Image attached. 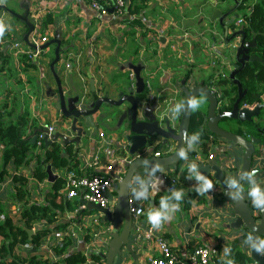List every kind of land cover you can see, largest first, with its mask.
I'll return each mask as SVG.
<instances>
[{
  "label": "crops",
  "instance_id": "obj_1",
  "mask_svg": "<svg viewBox=\"0 0 264 264\" xmlns=\"http://www.w3.org/2000/svg\"><path fill=\"white\" fill-rule=\"evenodd\" d=\"M232 7H235L233 0H128L124 14L119 16L112 6L107 14L99 13L93 10L86 0H6L5 4L0 5V19L11 26L7 30L9 36L3 41L19 42L25 50L30 49L24 40L29 28L13 14L28 16L29 21L35 26L29 39L30 44L33 39L48 38L43 46V55L31 62L24 55H13L6 45L0 44V51L3 54L0 58V65L3 64V70L0 72V110L4 111V119L12 123L21 115H28L25 137L32 136L33 140L37 136L34 144L37 148L29 153L32 159L30 164L16 168L10 163L6 168L8 174L0 183V222L5 220L7 214H15L26 205L51 207L53 204L59 205L65 211L59 212L54 217L53 224L36 222L32 230L27 229L23 222L18 224L24 227L27 233L33 232L31 236L28 233L29 239L38 229H51V234L41 247L44 252L43 260L64 264L63 258L66 255L82 252L87 257L86 264H95L94 255L100 257V254H106L112 238L113 226L95 220L101 215L95 211L89 213L84 210L80 202L81 198L69 199L66 186L72 175L86 178L96 174L107 176L109 173L104 166L123 161L127 163L131 160L119 151L120 147H125L121 145L125 144H121L115 131L118 125L117 119L111 124H99L96 135L92 129L87 130L88 136L80 145L64 146L60 141L53 143L60 147L62 156L70 162L69 168L51 167L57 177L53 183L48 177L41 181L33 175L38 167L37 156L43 155L53 145L46 148L44 138L42 146L38 145V138L41 135L45 136L41 134V130L52 127L54 131L66 133L71 139L76 137L71 131L72 121L64 118L57 109L58 79L61 81L65 97L82 98L79 107L84 108L106 95L111 99H117L124 84H127L128 91H135L136 75L132 67H141V76L147 83L146 93L152 103L158 100L165 109L164 115L169 114L172 118L174 114L172 125L178 128L181 120L180 110L186 100L183 82L190 89L195 86H206L212 91L213 88H218L220 91L229 88L219 86L218 83L223 79H230L235 58L225 45L224 31L220 22L218 20L213 22V17L217 11L226 14ZM236 14L241 16L238 9ZM230 19L231 17L224 22ZM232 29L237 30V25L230 28V32ZM55 39L61 44V60L53 70L51 66L58 45L51 43ZM6 58L8 62L3 60ZM200 100L202 105L207 106L204 97L198 99ZM257 102L244 106L253 108ZM177 105H180L178 113L174 111ZM224 107H230V103L226 101ZM234 124L236 125H231L225 119L221 127L227 131L238 129L240 130H237L238 134L244 135L245 138L255 136L264 143V131H258L260 128H253L250 125L242 130L239 128L242 123L234 122ZM203 129L210 133L207 127ZM101 134H104V137H101ZM211 135L202 143L192 142L193 149L199 146L200 154L188 151V159H184V163L179 167H173L171 173L166 174V187L162 194L169 195L167 178H176V191H182L183 196L179 202L175 200L174 203H169V205L179 203V210L172 213V219L165 222L162 228L155 230L156 236L168 241L182 260H187L194 249L206 246L219 250V256L214 258L211 264H226V261L232 257L234 247H239L250 255L249 245L237 242L244 232L227 227L235 222L236 215L230 203L224 199L223 189L215 180H211L213 188L200 194L197 191L201 187L199 181L188 171V165L192 163L218 164L225 160L221 152L229 151L232 146L229 142L220 141L216 136ZM69 146L72 150L68 149ZM175 149V143L163 147L158 140L141 155L160 153L161 157H165ZM4 150L5 144L0 141V170L3 165ZM261 150L264 151V147ZM210 154H214L213 160L208 159ZM95 158L100 160L103 168L92 166ZM262 158L261 162L254 163L253 169L264 167V157ZM73 159H76V162H72ZM126 172L127 168L124 175ZM17 178L24 181L16 180ZM61 178L66 179V184L60 196L55 199L52 197L55 193L53 184ZM152 183L153 180L142 181L140 186H133L131 190V197L138 203L140 201L145 208L144 216L140 221L134 220V225L140 222L144 226L152 227L147 219L149 210H162L156 202L153 207L150 206ZM149 188L150 196L140 200L141 196L138 194ZM212 191H214L213 197L210 196ZM246 191L248 190H240V195ZM109 194L117 197L114 189ZM170 195L174 197L173 194ZM251 198L248 194L251 207L258 213L259 208L255 207ZM75 200L78 201L77 210L68 211L66 203ZM187 203H190L189 209L185 208ZM111 207L113 210L112 205ZM259 220L260 218L257 221ZM60 224L65 227L62 230H55ZM132 241L137 258L133 259L124 250L115 264H146L150 257L159 255L154 241L137 242L134 235ZM2 245L3 239L0 237V248ZM66 246L67 252L57 253L56 248ZM225 248L230 249L228 255L224 254ZM17 249H24L28 254L36 251L32 246H19ZM10 259V256L4 259L0 257V262ZM102 261L105 264L103 259Z\"/></svg>",
  "mask_w": 264,
  "mask_h": 264
},
{
  "label": "water",
  "instance_id": "obj_2",
  "mask_svg": "<svg viewBox=\"0 0 264 264\" xmlns=\"http://www.w3.org/2000/svg\"><path fill=\"white\" fill-rule=\"evenodd\" d=\"M233 1L235 7L230 8L228 13L217 11L213 17V22L217 20L220 22V26L224 31L225 45L235 58L234 70L230 74V80L237 87L238 98L231 111L220 112L219 98L209 87L195 86L190 89L183 82V93L186 100L180 110L181 120L179 127L175 128L172 125V118L169 115L163 116L165 109L162 108L160 102L157 100L152 103L150 96L146 93L147 83L141 76V67H132L136 75L135 91H128L127 84H124L122 86L123 90L118 94L117 99H111L106 95L98 98L91 105L84 106V108L79 107L83 101L82 98L67 99L65 97L61 81L58 79L57 95L59 103L57 109L61 111L64 118L72 121L71 131L75 133L76 137L71 139L66 133L57 131L50 133L48 129L44 128L40 132L45 135V147L48 148L59 141L64 146L80 145L82 140L88 136L87 130L92 129L94 135H96L99 124H111L117 119L118 125L115 131L121 144H125L121 145L125 147H120L119 151L131 159L126 163V174L113 185L117 197L115 198L114 194L107 195L113 210L103 209L97 204L88 203L84 200L80 201L84 206V210L89 213L95 211L102 216H98L95 220L100 221L104 225L113 226L108 250L106 254H100L105 264H115L116 259L123 254L124 250L133 259L137 258L136 248L132 241L134 219L129 209L133 186H140L142 181L152 182L153 180L150 204L153 207L156 197L162 194L163 189L166 187V174L171 173L173 167H179L185 162L180 157L179 151L188 149V151L197 155L200 154L198 151L199 146L197 149L190 147L188 138L194 111L191 101H198L201 97H204L208 102L207 113L203 115L202 127H207L208 131L220 141L229 142L232 148L227 152H221L225 156L224 161H220L218 164H196L197 171L207 180H215L216 184L223 189L224 199L230 203L232 211L236 215L235 222L227 227L229 229L243 230L244 234L239 240L241 239L243 240L242 243H245L249 239L250 233L251 244L258 245L261 241H264V206L258 209L261 220L257 221L252 214L251 203L248 201L249 190L252 187L249 176L257 182L260 188L264 184L261 168L256 169L253 174L254 163L261 162L263 159V151L261 149L264 147V143L255 136L245 138L244 135L227 131L221 127V123L225 119L239 121L242 124H255L256 119L264 110V104L256 105L253 108L242 107L248 90L243 87L238 74L246 68L248 63L264 65V60L251 54V50L256 48L257 43L255 40L247 41L244 26L230 32V28L236 25V20L241 19V16L236 14L241 2L238 0ZM13 15L28 26L29 32L24 37V40L31 47L29 39L35 30V26L29 21L28 16ZM229 17H231L230 21L224 22ZM51 44L58 45L56 57L51 66L54 70L56 64L61 60V44L57 39L52 41ZM158 140L163 147H168L171 143H175V151L165 157L141 155L143 151L147 150ZM36 141L37 136L33 138L32 144H35ZM157 166H159L160 170H157ZM47 174L50 182L53 183L57 179L51 166L47 167ZM230 180H235L236 186H231ZM241 188L248 191L236 197L234 194L240 191ZM28 233L30 236L33 234L32 231H28ZM249 248L253 262L255 264H264V254L255 251L250 245Z\"/></svg>",
  "mask_w": 264,
  "mask_h": 264
},
{
  "label": "trees",
  "instance_id": "obj_3",
  "mask_svg": "<svg viewBox=\"0 0 264 264\" xmlns=\"http://www.w3.org/2000/svg\"><path fill=\"white\" fill-rule=\"evenodd\" d=\"M241 3L238 7V11L241 12V19L244 21L242 26L245 28L247 41L255 40L257 43L256 48L252 49L256 56L264 60V0H239ZM233 30V29H232ZM9 36V32L6 30L5 35L2 39L4 40ZM3 54L0 51V58ZM8 62L9 60L3 59ZM3 64L0 65V72H2ZM239 80L242 82L243 87L248 90L246 97V103H255L264 97V65L259 63H248L246 68L238 74ZM219 86L229 87L223 90V94L229 100L230 106L238 98L237 87L232 83L230 79H223L220 81ZM207 106L200 104L198 109L193 111L190 134L188 141L191 140L192 136H200V139L193 141L194 143H202L203 140L212 136L205 129H203V115L207 112ZM3 110H0V141L5 144L3 165L0 170V183L3 182L7 173V166L13 163L16 168H22L28 166L31 162L29 153L37 148V145L31 143L32 136L25 137V126L27 125L28 115L18 117L16 122L12 123L6 121L4 118ZM214 136V135H213ZM215 137V136H214ZM44 147V146H43ZM72 150V147H68ZM38 167L34 171L35 178L41 181L47 179V167L51 166L56 169L69 168L70 162L66 157L62 156L61 149L57 144H53L48 148L43 155H38ZM72 162H76L73 159ZM21 182L24 179H16ZM200 185L201 182L199 181ZM66 184V179H58L53 184L55 193L52 195L53 198L60 196L61 190ZM23 193V192H22ZM167 197L168 203H174L175 199L172 195L161 194L156 199V205L161 206V201ZM68 211L75 212L77 210L78 201L67 202ZM186 209L190 208V203L185 205ZM65 209L59 205L53 204L52 207L48 205H26L15 214H7L3 222H0V237L3 239V245L0 248V257L3 259L10 256V261H1L0 264H56L53 261L43 260L44 252L41 247L45 239L51 234V229L41 228L36 230L35 235L29 239V235L24 227L18 226L19 223L23 222L25 227L29 230L34 229L36 222H46L47 224H53L54 217L59 212H63ZM17 215V217H16ZM20 215V217H19ZM20 219H19V218ZM65 226L60 224L55 227V230H62ZM239 244L243 240L237 241ZM19 246H32L35 252L28 254L24 249L18 250ZM56 248L57 253L67 252V246ZM16 252V254L14 253ZM20 256V257H19ZM42 258V259H41ZM231 260L234 264H253V260L250 255L245 251L239 249V247L233 248ZM93 261L95 264H103L101 257L94 255ZM87 257L82 252H74L66 255L63 258L64 264H86ZM59 264V263H58Z\"/></svg>",
  "mask_w": 264,
  "mask_h": 264
},
{
  "label": "built area",
  "instance_id": "obj_4",
  "mask_svg": "<svg viewBox=\"0 0 264 264\" xmlns=\"http://www.w3.org/2000/svg\"><path fill=\"white\" fill-rule=\"evenodd\" d=\"M61 1V0H58ZM91 5L92 9L98 11L102 14H107L109 8L112 6L116 14L123 15L128 0H86ZM244 21L239 19L237 21V30L242 26ZM48 38L44 37L41 39H33L31 41V47L28 50H25L23 45L19 42H7L0 40V44L6 45L13 53V55L20 56L24 55L29 62L34 61L40 58L44 53V44L47 43ZM213 92L217 97L221 98V91L218 88H213ZM255 106V105H254ZM169 114H163L166 116ZM175 115L172 114V118ZM170 117V115H169ZM171 118V117H170ZM50 133L55 132L52 127L48 129ZM101 137H104V134H101ZM44 136L41 135L38 138V145L42 146ZM156 157H161V154L158 153ZM209 160L214 159V154L208 156ZM94 168H103L101 162L98 158H95L92 162ZM108 171L109 175L105 176L102 174H96L92 177H77L75 175L70 176L67 182V196L69 199H78L81 198L88 203H93L99 205L103 209L112 210L111 204L107 195L113 190V185L122 179L124 172L126 171V163H115L108 166H104ZM168 183V194H173L176 191L177 179L167 178ZM150 188L147 189V198L150 196ZM214 191L211 192L210 196H214ZM146 199L145 197H140V200ZM84 208V206H83ZM129 209L133 216L134 220L140 221V219L145 214V208L143 204L136 199L130 197L129 200ZM111 230V229H109ZM133 235L137 242L145 241H154L157 245L159 255L157 257H150L146 264H211L214 258L219 256V250L214 247H198L192 251L187 260H182L175 253L172 246L168 241L162 237L156 236V230L151 226H144L142 223H137L134 225Z\"/></svg>",
  "mask_w": 264,
  "mask_h": 264
},
{
  "label": "clouds",
  "instance_id": "obj_5",
  "mask_svg": "<svg viewBox=\"0 0 264 264\" xmlns=\"http://www.w3.org/2000/svg\"><path fill=\"white\" fill-rule=\"evenodd\" d=\"M5 3H6V0H0V5H3ZM10 27H11L10 25H6L5 22L2 19H0V39L3 38L6 30L10 29ZM201 103H202V100H200V101L192 100L191 106L193 107L194 110H196V109H198V107L200 106ZM179 108H180V105H177L176 108L174 109V111L178 113ZM198 139H200V136L197 133V135L192 136L191 140L189 141V146L194 147L192 142L196 141ZM187 152H188L187 149L180 150L179 151L180 157L187 160L188 159ZM157 170H160L159 166H157ZM188 171L190 172V174L192 176L195 177V179L202 182L201 187L199 189H197V191L200 194H204L209 189L213 188L212 181L207 180L203 175H201L197 171V166L195 163L188 165ZM255 172H256V169H253V174ZM249 180L251 181V184H252L250 195L253 198V204L255 205V207L260 209L262 206H264V192L261 191V188L259 187L257 182L255 180H252L251 176H249ZM229 183L231 186H236L235 180H230ZM242 190L243 189L241 188V191ZM138 195L141 197L147 198V189H145L144 191H141ZM234 195L236 197H239L240 191H238ZM173 196H174L175 200L179 202L183 196V192L182 191H175V192H173ZM161 205H162V210H160V211L149 210L148 215H147V219H148L149 223L152 225L153 229H156V230H159L160 228H162V226L164 225L165 222L170 221L172 219V213H175L177 210H179V206H180L179 203L169 205L167 197H165L161 201ZM245 243L250 245L251 248H253L255 251H257L261 254H264V241H261L258 245L251 244L250 243V233H249V239L246 240ZM229 253H230V249L225 248L224 254L228 255ZM226 264H234V261L229 259L226 261Z\"/></svg>",
  "mask_w": 264,
  "mask_h": 264
},
{
  "label": "flooded vegetation",
  "instance_id": "obj_6",
  "mask_svg": "<svg viewBox=\"0 0 264 264\" xmlns=\"http://www.w3.org/2000/svg\"><path fill=\"white\" fill-rule=\"evenodd\" d=\"M252 54V53H251ZM247 95H248V92H247ZM226 101H228L229 102V100L227 99V97H225L224 96V94H223V91H221V98L219 99V104H220V112H223V111H225V110H227V111H231L232 110V108H233V105L232 106H230V107H224V103H226ZM223 103V104H222ZM235 103V102H234ZM259 104H264V97L262 98V99H260L257 103H256V105H259ZM221 105H223L222 107H221ZM244 105H248V103H243V105L242 106H244ZM255 105V106H256ZM250 106V105H249ZM246 107V106H245ZM228 120V119H227ZM224 122V121H223ZM222 122V123H223ZM228 122H230V124L231 125H236V124H234V122L235 123H239V121H235V120H228ZM262 123H264V110L262 111V113L260 114V116L256 119V123L255 124H249L248 125V123H246V124H241V126H239V128L240 129H242V130H244V127L245 126H252L253 128L254 127H257V128H260V129H258V130H260V131H264V124H262ZM238 130V129H237ZM237 130H235V131H231V132H234V133H236L237 132ZM238 131H240V130H238ZM238 133V132H237ZM261 170H262V173H263V182H264V167H262L261 168ZM261 191L262 192H264V184H263V186H261ZM250 192H251V189H250ZM250 192H249V194H250ZM251 196V195H250ZM252 199V198H251ZM253 202V201H252ZM252 208V207H251ZM252 214H253V216L258 220L259 219V212L257 213V210L256 209H253L252 208ZM260 220H261V218H260Z\"/></svg>",
  "mask_w": 264,
  "mask_h": 264
},
{
  "label": "rangeland",
  "instance_id": "obj_7",
  "mask_svg": "<svg viewBox=\"0 0 264 264\" xmlns=\"http://www.w3.org/2000/svg\"><path fill=\"white\" fill-rule=\"evenodd\" d=\"M228 54V53H227ZM229 55V54H228ZM18 96L20 97V95H19V93H18ZM5 110V109H4ZM5 111H7V112H11V111H9V110H5ZM12 112H15L14 110H12ZM120 153H121V151H120ZM262 156L264 157V151H263V153H262Z\"/></svg>",
  "mask_w": 264,
  "mask_h": 264
}]
</instances>
